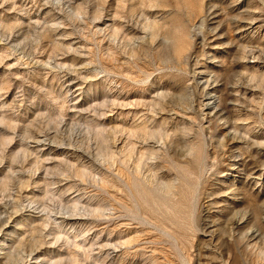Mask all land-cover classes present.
Masks as SVG:
<instances>
[{
    "label": "rangeland",
    "instance_id": "1",
    "mask_svg": "<svg viewBox=\"0 0 264 264\" xmlns=\"http://www.w3.org/2000/svg\"><path fill=\"white\" fill-rule=\"evenodd\" d=\"M0 264H264V0H0Z\"/></svg>",
    "mask_w": 264,
    "mask_h": 264
},
{
    "label": "bare ground",
    "instance_id": "2",
    "mask_svg": "<svg viewBox=\"0 0 264 264\" xmlns=\"http://www.w3.org/2000/svg\"><path fill=\"white\" fill-rule=\"evenodd\" d=\"M205 106L206 107H213V95L209 94L206 97Z\"/></svg>",
    "mask_w": 264,
    "mask_h": 264
}]
</instances>
